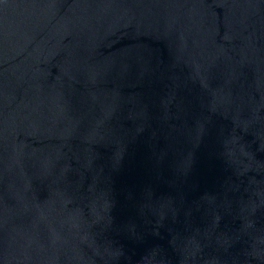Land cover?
Segmentation results:
<instances>
[{"label": "water", "instance_id": "water-1", "mask_svg": "<svg viewBox=\"0 0 264 264\" xmlns=\"http://www.w3.org/2000/svg\"><path fill=\"white\" fill-rule=\"evenodd\" d=\"M0 264H264V0H0Z\"/></svg>", "mask_w": 264, "mask_h": 264}]
</instances>
